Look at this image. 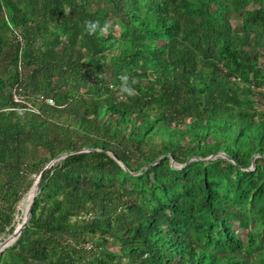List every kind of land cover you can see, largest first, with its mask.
<instances>
[{"label":"trees","instance_id":"obj_1","mask_svg":"<svg viewBox=\"0 0 264 264\" xmlns=\"http://www.w3.org/2000/svg\"><path fill=\"white\" fill-rule=\"evenodd\" d=\"M42 170L0 264H264V0H0V241Z\"/></svg>","mask_w":264,"mask_h":264},{"label":"water","instance_id":"obj_2","mask_svg":"<svg viewBox=\"0 0 264 264\" xmlns=\"http://www.w3.org/2000/svg\"><path fill=\"white\" fill-rule=\"evenodd\" d=\"M69 152L63 153L61 155H59L58 157L52 159L44 168L46 169L47 167H49L57 158L63 157L64 155L68 154ZM211 156H208V158ZM173 162V161H172ZM43 170L38 174L37 178L34 181L33 184V191L30 194V202L28 203V206L25 210V213L21 219V221L16 225L15 229L12 231V233H10L6 238H4L2 241H0V251L7 246L8 244H10L14 238L19 234V232L21 231L22 227L24 226L25 222L28 220L30 212H31V205L33 202V197L36 195L37 193V189H38V183L41 177V174L43 172Z\"/></svg>","mask_w":264,"mask_h":264},{"label":"clouds","instance_id":"obj_3","mask_svg":"<svg viewBox=\"0 0 264 264\" xmlns=\"http://www.w3.org/2000/svg\"><path fill=\"white\" fill-rule=\"evenodd\" d=\"M87 24V31L89 34H92L96 31L97 27H99V22H86ZM109 25L105 24L102 28H100L101 33L106 32ZM120 80L122 81L121 84V92L126 93L128 96H134L136 95L135 89L128 86V76L127 75H121Z\"/></svg>","mask_w":264,"mask_h":264},{"label":"built area","instance_id":"obj_4","mask_svg":"<svg viewBox=\"0 0 264 264\" xmlns=\"http://www.w3.org/2000/svg\"><path fill=\"white\" fill-rule=\"evenodd\" d=\"M16 39H17V40H20V39H21L20 35H19L17 32H16ZM14 100H15V101H19V102H20V101H21V102H24V103H25V106H26L30 111H34V112L38 113V111L36 110V108H35L34 106H32L30 102L25 101L24 98L18 96L17 94H14ZM46 102L49 103V104H52V103H53V100H52L51 98H46Z\"/></svg>","mask_w":264,"mask_h":264},{"label":"rangeland","instance_id":"obj_5","mask_svg":"<svg viewBox=\"0 0 264 264\" xmlns=\"http://www.w3.org/2000/svg\"><path fill=\"white\" fill-rule=\"evenodd\" d=\"M115 33H116V31H115ZM33 190V189H32ZM32 190H30L29 192H28V194L23 198V200L21 201V202H19V204H18V208L20 209V211H21V215H20V219L23 217V215H24V213H25V210H26V208H27V206H28V202H29V199H28V196H29V194L30 193H32Z\"/></svg>","mask_w":264,"mask_h":264}]
</instances>
